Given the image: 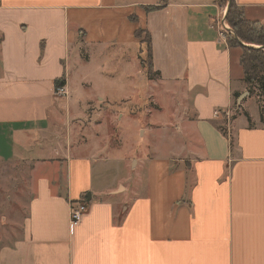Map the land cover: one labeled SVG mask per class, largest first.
Listing matches in <instances>:
<instances>
[{"label":"crops","instance_id":"0c3cea01","mask_svg":"<svg viewBox=\"0 0 264 264\" xmlns=\"http://www.w3.org/2000/svg\"><path fill=\"white\" fill-rule=\"evenodd\" d=\"M218 1L0 0V264H264V113L247 111L241 49L218 38ZM234 2L264 22V0ZM138 28L158 72L148 81L181 85L180 146L126 157L130 175L110 177L109 115L91 101L72 114L70 83L92 79L87 50L124 45L140 46L147 77ZM234 102L244 112L224 135ZM77 200L87 210L71 224Z\"/></svg>","mask_w":264,"mask_h":264},{"label":"rangeland","instance_id":"374dc122","mask_svg":"<svg viewBox=\"0 0 264 264\" xmlns=\"http://www.w3.org/2000/svg\"><path fill=\"white\" fill-rule=\"evenodd\" d=\"M230 35H233V32ZM141 37L144 38L145 34L142 33ZM139 47L124 45L114 49L87 50L88 72L92 79L86 83L88 86L79 87L78 81L75 80L77 77L74 75L70 83L71 94L68 96V102H71L72 114L78 111L79 106L82 108L86 101H91V107H102L104 117L109 115V119H105L103 125L105 127L103 141L104 153L110 159L102 169L110 177L130 175L131 163L127 159L124 160L126 157L171 156L174 152L178 153L177 147L180 146L176 142L178 111H182L181 105L185 102L181 85L148 81L145 72L142 74L140 71L141 66L137 57ZM141 58L147 64L145 43ZM245 98L246 96L239 99V103ZM247 98V111L253 115L258 114L260 99H256L255 95H249ZM110 109L112 111L109 114L107 110ZM243 112L234 102L228 116H224V121H221L222 127L226 129L231 118ZM192 139L194 140L193 137L189 138L186 144ZM197 145V142L193 141L192 149ZM147 164L146 162L141 171L144 179L148 171ZM180 164L178 161L172 162L169 169H177ZM95 175L97 176V173ZM1 210L2 213L7 212L6 208Z\"/></svg>","mask_w":264,"mask_h":264},{"label":"trees","instance_id":"16d2710c","mask_svg":"<svg viewBox=\"0 0 264 264\" xmlns=\"http://www.w3.org/2000/svg\"><path fill=\"white\" fill-rule=\"evenodd\" d=\"M218 2L227 5L224 19L233 32V35L227 36V44L231 47L238 46L241 49L239 63L242 68V78L249 95H255L260 99L259 113L262 120L264 113V22L246 18L243 8L238 6L234 0H219ZM159 7V5H154L144 8L146 11H151ZM131 18L134 19V17ZM142 33L144 30L139 28L134 31L135 37L140 38L141 42L146 44L147 64L144 59L139 58L141 64H145L147 78L153 79L158 72L152 69L150 36L145 32V37L141 38ZM64 83L65 79L62 76L55 80L54 88L63 86ZM217 127L224 135L227 134L221 125H217Z\"/></svg>","mask_w":264,"mask_h":264},{"label":"built area","instance_id":"2783aa9c","mask_svg":"<svg viewBox=\"0 0 264 264\" xmlns=\"http://www.w3.org/2000/svg\"><path fill=\"white\" fill-rule=\"evenodd\" d=\"M218 38L219 40H226L227 36L232 34L230 27H228L224 18L218 20ZM54 94L56 96H62L65 94L64 85L54 88ZM219 110L214 111V116L219 115ZM229 112H224V116H228ZM87 210V204L84 200L72 201L69 204V220L71 224L78 223Z\"/></svg>","mask_w":264,"mask_h":264},{"label":"water","instance_id":"95a60500","mask_svg":"<svg viewBox=\"0 0 264 264\" xmlns=\"http://www.w3.org/2000/svg\"><path fill=\"white\" fill-rule=\"evenodd\" d=\"M247 94V93H246ZM244 95V94H243ZM242 97V96H241ZM241 97H240V99H241ZM88 196V195H87Z\"/></svg>","mask_w":264,"mask_h":264}]
</instances>
